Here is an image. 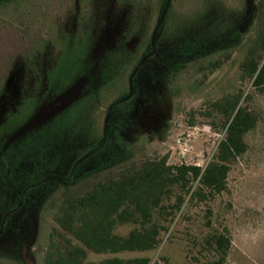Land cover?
I'll return each mask as SVG.
<instances>
[{
    "label": "trees",
    "instance_id": "16d2710c",
    "mask_svg": "<svg viewBox=\"0 0 264 264\" xmlns=\"http://www.w3.org/2000/svg\"><path fill=\"white\" fill-rule=\"evenodd\" d=\"M20 1L8 0L0 8ZM54 2H59L60 14L65 10L72 14L71 3ZM61 2L68 5L64 7ZM166 2L155 0L150 7L151 2L146 0L143 10L149 12L148 22L142 23V17L133 9L120 26L107 23L103 28L104 42L100 52L96 51L95 31L80 29L84 20L91 16L85 6L77 9L73 30L64 26L62 29L58 13L53 23L51 13H46L49 10L36 2L30 3L29 9L21 14L25 22L23 17L15 19L18 21L15 24L13 19L2 22L0 18V27L16 28V35H21L19 39L25 41L32 27L40 28L31 35L30 49L34 52H41L45 46L49 49L47 61L38 62L34 54L22 57L29 48L19 49L16 55L19 74L27 71L29 75L14 80L13 89L12 83L11 87L5 86L10 62L0 60L3 67L0 76V221L7 214L2 234L14 233L13 218L22 208L33 213L36 222L39 218H47L49 225L39 249L42 254L38 264H91L85 262L86 252L116 255L155 251L161 235L168 232L176 216L187 206L204 205V226L210 228V204L226 190L231 166L246 152L245 136L257 123L255 114L245 104H240L242 92L211 103V109L219 116L223 136L203 168L167 165L163 157L145 159L115 175L108 173L117 166L113 164L116 155L105 153L110 130L105 132L100 123L103 87H108L110 93L116 86L124 89L116 96L118 98H108L109 105L113 106L111 110L109 105L104 106L106 112L112 113L119 104L126 106L128 76L140 59L152 51V35L155 46V38L162 30L160 14ZM121 3L127 5L126 0H119ZM65 19L73 20L68 14ZM219 20V36L214 21L197 31L192 40L191 37L186 39L185 46L179 50L181 54L162 53L161 56L170 57L155 59L160 67L157 79L161 84L169 85L185 69L187 60L197 62L212 57L215 46L228 49V45L240 42L241 34L237 30L222 35L225 30L223 21ZM255 22L253 36L242 44L243 59L238 65V77L239 84L249 83L252 91L264 99V0H256ZM55 28H58L56 37ZM205 33L214 35L215 39H204ZM22 40L20 46L25 44ZM129 41H135L132 49L127 46ZM169 60L175 61L165 65ZM214 62L207 63L209 72L220 66L219 62ZM81 78H85V82L76 100L45 123L27 132L23 129L34 112L72 89ZM248 99L249 95H245L243 103ZM87 111L91 114V126L86 132ZM85 139H89V145ZM6 140L8 143H4ZM104 153L107 155L105 161ZM85 162L90 163L89 171L81 169ZM99 174L102 175L97 176ZM123 228L127 231L120 234L118 231ZM20 245V241L15 240L10 255L0 254V264H23L32 248L26 246L25 255ZM229 249L230 240L225 230L207 232L200 250L209 255V259L202 264H225ZM29 259L31 264H36L34 259ZM103 264H149V259L112 257Z\"/></svg>",
    "mask_w": 264,
    "mask_h": 264
},
{
    "label": "rangeland",
    "instance_id": "374dc122",
    "mask_svg": "<svg viewBox=\"0 0 264 264\" xmlns=\"http://www.w3.org/2000/svg\"><path fill=\"white\" fill-rule=\"evenodd\" d=\"M66 1L72 4V14L66 10L60 14L59 2L54 0H22L1 7L0 18L2 22H10L13 19L12 23L15 24L18 22L15 19L23 17L21 14L29 9L30 3L36 2L49 10L46 13H51L52 22L56 21L58 13L62 18V29L65 27L73 30L77 9L85 6L91 16L84 20L80 29L85 31L89 28L95 31L98 39L97 52L103 50V28L107 23L113 24L114 27L120 26L125 16L134 12L133 9L136 15L142 17V23L149 21V12L143 10L146 0H126L127 5L119 4V0H64ZM148 1L152 7L155 0ZM67 5L64 3L63 6ZM14 6L17 7L16 11ZM67 14L72 16L73 20L67 21ZM255 17L256 0H167L160 14L162 30L155 38V46L152 35V51L140 59L137 67L128 76L124 97L126 106L119 104L113 108L112 113L106 112L104 106L109 105L108 98H118L116 96L122 94L124 89L121 85L116 86L115 91L110 93L108 87H103L100 123L105 132L110 130L107 132L108 144L105 153L116 155L113 164L117 167L108 172L113 175L123 168L137 166L145 159L163 157L167 165L183 164L203 168L223 136L219 128V116L210 105L225 96L242 92L240 104H245L255 114L257 123L245 136L246 152L231 166L226 179V190L210 204L209 229L204 226V205L187 206L176 216L168 232L161 235L160 245L155 251L116 255L86 252L85 262L103 264L104 260L112 257H145L149 259V264H202L209 259V255L200 250L206 233L225 230L230 240L225 264H264V99L252 91L249 83L239 84L238 77V65L243 59L242 44L254 34ZM219 19L223 21L225 30L220 34L227 35L229 31L237 30L241 34L240 42L237 44L233 41L234 44L228 45V49L215 46L216 51L212 57L200 61L198 59L197 62L187 60L185 69L171 80L169 85L161 84L157 79L160 67L155 63V59L166 60L173 53L181 54L182 51L179 50L185 46L184 41L190 37L192 40L197 31L209 27L214 21L217 23L215 30L219 36ZM25 21L26 19L23 22ZM32 28L29 34L26 33L25 41L19 39L21 35H16V28L12 30L10 27H0V60L7 59L11 64L8 65L10 72L7 73L5 84L11 87L12 83V89L14 80L29 75L27 71L24 75L19 74V59L16 55L20 48H29L22 53L23 58H29L32 54L37 62L47 61L48 58L49 49L46 46L42 47L41 52L30 49L29 42H32L33 37L31 35L40 29ZM53 30L56 37L58 28ZM204 35V39H215L214 35ZM21 40L25 43L23 46L19 44ZM134 44L135 41H129L127 46L132 49ZM162 53H170V56L163 57ZM174 61L169 60L165 65H172ZM210 61L219 62L220 66L209 72L207 63ZM2 70L3 67L0 66V76L3 74ZM83 82L85 78L79 79L72 89L61 94L64 96L69 92L70 98L68 104L59 111L80 96ZM245 95H249V99L243 103ZM53 101L43 107L51 105ZM112 106L113 104L109 105V110ZM43 107L27 120L23 126L26 132L35 125L45 123L58 112L57 110L50 116L39 119ZM1 112L2 110L0 114ZM89 113L90 111H87L84 125L86 132L91 126ZM88 140L85 139L87 145L90 144ZM105 153L104 161L107 159ZM89 164L85 162L82 165L85 167L81 169L89 171ZM6 217L7 214L0 221V254L10 255L14 241L18 240L25 255V247L32 248L29 252L31 255L28 253L25 256L23 264H31L29 257L38 264L42 254L39 249L44 243L49 225L47 218H39L36 222L33 213L29 214L27 209L22 208L13 218L15 234H2ZM126 231L127 228H123L118 232L124 234Z\"/></svg>",
    "mask_w": 264,
    "mask_h": 264
},
{
    "label": "water",
    "instance_id": "95a60500",
    "mask_svg": "<svg viewBox=\"0 0 264 264\" xmlns=\"http://www.w3.org/2000/svg\"><path fill=\"white\" fill-rule=\"evenodd\" d=\"M70 98V93H65L64 96H58L57 98L54 99L53 103L51 105L43 107V110L40 113L39 119L44 118L45 116H50L53 114V112H56L57 110L61 109L62 107L66 106L68 104ZM57 104V105H56Z\"/></svg>",
    "mask_w": 264,
    "mask_h": 264
},
{
    "label": "flooded vegetation",
    "instance_id": "af4514ba",
    "mask_svg": "<svg viewBox=\"0 0 264 264\" xmlns=\"http://www.w3.org/2000/svg\"><path fill=\"white\" fill-rule=\"evenodd\" d=\"M8 3V0H0V5ZM6 86V84H5ZM9 140H6L4 143H8ZM1 143V142H0Z\"/></svg>",
    "mask_w": 264,
    "mask_h": 264
}]
</instances>
